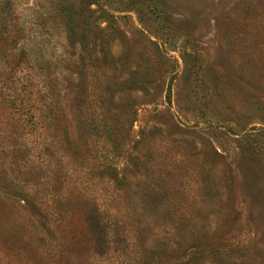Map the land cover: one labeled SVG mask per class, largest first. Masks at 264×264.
I'll return each instance as SVG.
<instances>
[{"label":"rangeland","instance_id":"obj_1","mask_svg":"<svg viewBox=\"0 0 264 264\" xmlns=\"http://www.w3.org/2000/svg\"><path fill=\"white\" fill-rule=\"evenodd\" d=\"M85 1L0 0V264H264V0Z\"/></svg>","mask_w":264,"mask_h":264},{"label":"trees","instance_id":"obj_2","mask_svg":"<svg viewBox=\"0 0 264 264\" xmlns=\"http://www.w3.org/2000/svg\"><path fill=\"white\" fill-rule=\"evenodd\" d=\"M86 1H88V0H86ZM85 5H88V4H85ZM84 7L85 8H83L79 12H77L76 8H74V7L71 8L69 18L64 20L65 25H66L65 32H66L67 38L70 42L71 49L74 51V53L79 54V57H78L77 61L75 62V64L79 65V67L84 66V59H83L84 57L83 56L86 52L90 51L88 44H86V41H87L86 39H87V37H89L88 33L91 30L90 29L85 30V28H84L83 30L80 29V31H79L77 25L80 23L81 17L83 18L86 15L85 13H88V14L91 13L93 15L95 14L94 11H92V12L88 11L86 6H84ZM63 14H65V12ZM90 17H92V16H90ZM95 51H97L96 46H93L91 48V53H93V55H94ZM101 51L103 52V50H100V53H101ZM89 68H92V67L89 65Z\"/></svg>","mask_w":264,"mask_h":264}]
</instances>
